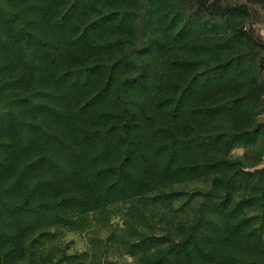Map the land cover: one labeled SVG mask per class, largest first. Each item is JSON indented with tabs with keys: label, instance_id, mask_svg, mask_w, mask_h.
Wrapping results in <instances>:
<instances>
[{
	"label": "trees",
	"instance_id": "1",
	"mask_svg": "<svg viewBox=\"0 0 264 264\" xmlns=\"http://www.w3.org/2000/svg\"><path fill=\"white\" fill-rule=\"evenodd\" d=\"M263 34L264 0H0V264H264Z\"/></svg>",
	"mask_w": 264,
	"mask_h": 264
},
{
	"label": "rangeland",
	"instance_id": "2",
	"mask_svg": "<svg viewBox=\"0 0 264 264\" xmlns=\"http://www.w3.org/2000/svg\"><path fill=\"white\" fill-rule=\"evenodd\" d=\"M264 38V34H263ZM242 154L241 150H238L234 152L233 156H240ZM113 223H119L120 222V217H114ZM109 230V227H108ZM107 228L105 226L102 227V230L100 231V238H106L109 235ZM92 229L86 230V232L83 235H78L74 233H70L68 231L61 233L58 238V242L61 245V249H64V247H67L66 249V254L71 255V256H80L82 259L84 258L82 254H85V252L89 253L90 248L92 252V247H91V241L93 240V234L91 233ZM108 232V234H107ZM100 247L103 248V245L100 244ZM110 247V246H109ZM107 260L109 262L113 261L112 264H133L132 258L125 257V256H119L116 252L114 251H109ZM81 260L77 261V264H82L80 262Z\"/></svg>",
	"mask_w": 264,
	"mask_h": 264
}]
</instances>
